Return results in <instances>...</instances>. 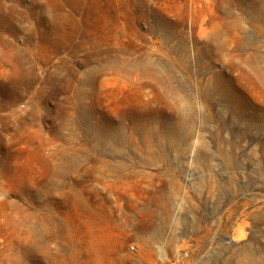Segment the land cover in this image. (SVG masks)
Listing matches in <instances>:
<instances>
[{
  "label": "rangeland",
  "instance_id": "obj_1",
  "mask_svg": "<svg viewBox=\"0 0 264 264\" xmlns=\"http://www.w3.org/2000/svg\"><path fill=\"white\" fill-rule=\"evenodd\" d=\"M100 231L102 264H264V0H0V264Z\"/></svg>",
  "mask_w": 264,
  "mask_h": 264
},
{
  "label": "bare ground",
  "instance_id": "obj_2",
  "mask_svg": "<svg viewBox=\"0 0 264 264\" xmlns=\"http://www.w3.org/2000/svg\"><path fill=\"white\" fill-rule=\"evenodd\" d=\"M157 237H148V242L155 246L158 243ZM172 245H174V241H171ZM112 246V241L107 237L106 233L104 231H100L97 234V237L92 245V252H93V258L95 262L102 264L103 255L108 254ZM159 253V259L161 261L165 260L166 255L164 251H158ZM153 260L151 258L148 261V264H152Z\"/></svg>",
  "mask_w": 264,
  "mask_h": 264
}]
</instances>
